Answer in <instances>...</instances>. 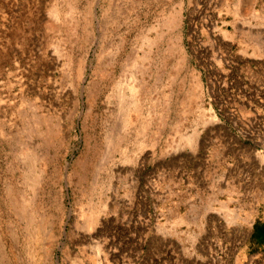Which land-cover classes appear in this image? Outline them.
Listing matches in <instances>:
<instances>
[{"label": "rangeland", "instance_id": "obj_1", "mask_svg": "<svg viewBox=\"0 0 264 264\" xmlns=\"http://www.w3.org/2000/svg\"><path fill=\"white\" fill-rule=\"evenodd\" d=\"M0 264H264V0H0Z\"/></svg>", "mask_w": 264, "mask_h": 264}, {"label": "bare ground", "instance_id": "obj_2", "mask_svg": "<svg viewBox=\"0 0 264 264\" xmlns=\"http://www.w3.org/2000/svg\"><path fill=\"white\" fill-rule=\"evenodd\" d=\"M31 104H32V103H31ZM32 107H33V106H32ZM32 107L30 108V106H29V108H30V109H32ZM31 134H33V133H31ZM32 141H33V139H32ZM190 141L192 142V140H191V139H190ZM33 148L35 149V147H33Z\"/></svg>", "mask_w": 264, "mask_h": 264}]
</instances>
